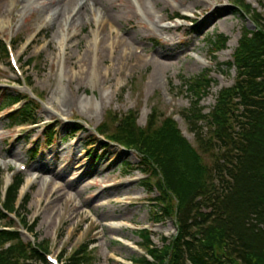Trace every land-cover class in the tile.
Segmentation results:
<instances>
[{
	"label": "rangeland",
	"instance_id": "1",
	"mask_svg": "<svg viewBox=\"0 0 264 264\" xmlns=\"http://www.w3.org/2000/svg\"><path fill=\"white\" fill-rule=\"evenodd\" d=\"M97 1L96 14L83 25L79 21L71 24V18L62 15L54 28L49 25L47 10L25 13L19 4L9 15L8 7H1L0 15H12L13 21L0 28V41L14 42L22 71H10L6 67L9 61L0 53V89L9 94H30L33 89L44 101L39 125L11 127L8 112L0 113V176L5 185L19 173L25 177L20 200L29 196V221L37 222L38 241L48 242L52 256H63L67 264L75 250L89 244L92 264H132L134 258L146 254L140 232L148 230L153 244L162 247L163 238L175 235V221L169 218L155 223L158 194L156 190L147 192L145 177L135 170L141 163L138 155L106 142L97 129L107 123L113 131V113L124 115L133 110L139 113L138 124L145 127L157 108L159 115H174L194 143L179 116L192 104L182 80L205 73L210 76L213 83L201 106L206 113L211 111L219 92L235 83L236 68L228 69L227 63L232 61L242 31L255 29L253 14H264V0H244L252 8L245 12L232 4L237 0H211L203 12L194 10V0H171L176 13L188 14L190 20H163L159 26L171 32L154 29L150 33L134 27H154L137 0L132 1L139 8V18L120 8L121 0ZM103 17L130 46H120L112 53L104 44L103 49L86 54L92 34L99 31L100 35ZM112 25L106 27L105 35ZM166 36L173 42L165 43ZM219 36L228 43L215 52L212 44ZM78 40L81 44L76 48ZM159 52L169 54L163 59L167 64L163 71L155 66ZM128 53L133 54L130 60ZM70 55L72 63L67 58ZM24 76L32 89L19 84ZM2 104L0 101V109ZM75 126L80 130L72 135ZM49 132L55 133L52 144L47 141ZM125 164L131 167L128 174L123 170ZM23 166L26 170L20 172ZM25 239L33 240L30 235Z\"/></svg>",
	"mask_w": 264,
	"mask_h": 264
},
{
	"label": "trees",
	"instance_id": "2",
	"mask_svg": "<svg viewBox=\"0 0 264 264\" xmlns=\"http://www.w3.org/2000/svg\"><path fill=\"white\" fill-rule=\"evenodd\" d=\"M254 16L255 29L243 30L234 62L227 64L230 69L236 66L237 82L220 92L210 113H204L200 103L209 94L211 80L201 75L183 81L193 101L182 115L195 134V145L173 118L161 120L157 110L145 128L138 126L137 112L126 115L113 131L107 123L100 127L108 140L138 154L141 163L136 169L148 175L144 185L149 192L157 188L162 215L176 220L177 237L162 250H149L155 262L143 257L135 264H264V17ZM226 43L227 38L219 36L213 46L219 52ZM0 98L2 110L23 103L10 115L12 126L39 123L37 102L2 91ZM78 130L75 126L73 131ZM48 140H54V132L48 133ZM22 182L17 178L8 189L3 205L10 212L16 211ZM6 219L0 211V221ZM21 222L34 233L25 217ZM142 235L149 247V235ZM1 246L0 264H48L47 242L33 246L25 244L17 231H2ZM92 260L89 245L83 244L67 263Z\"/></svg>",
	"mask_w": 264,
	"mask_h": 264
},
{
	"label": "bare ground",
	"instance_id": "3",
	"mask_svg": "<svg viewBox=\"0 0 264 264\" xmlns=\"http://www.w3.org/2000/svg\"><path fill=\"white\" fill-rule=\"evenodd\" d=\"M120 1V0H119ZM171 0H137L138 7L144 11V13L147 15V17L150 19L152 25L154 27H148L145 25L138 26L137 24L134 25L135 28L138 29L142 28L146 32L150 33L153 32L154 29L161 30H169L163 27L159 26V22L161 20L169 19L170 17L176 15V10L172 8V5L170 3ZM177 1V0H173ZM211 0H194V10H200L203 12V9H208V7L211 5ZM6 5L8 7L7 13L10 15L12 13V9L14 7H18L19 4H21L23 7V12L27 13H33L34 11H38L39 13H43L44 10H47L49 13L48 16H50L49 25L51 28H54L60 17L62 15L69 16V19L71 18V24H75L77 21L81 25L87 22L88 18L95 15V7H97L98 1L97 0H0V13H2L1 7ZM132 0H121L119 7L125 8L129 10V13L133 18H139L140 12L139 8ZM118 6V5H117ZM185 6V5H183ZM169 9H172V13H169ZM215 10L211 13V17L215 15ZM161 15L158 17L157 15ZM75 20V21H74ZM106 18L103 17L100 22V35L99 31L92 34V43L89 45H86L85 52L86 54H90V51L93 49L100 50L103 49L104 44L108 45L107 47H104L105 50H112V53L114 51H117L120 46H130L127 40L119 39V30L117 32L113 31V25L107 21H105ZM13 21V16L11 15L9 18H6L4 15H0V28L2 29L6 28L8 24H10ZM129 22H132V20H129ZM112 25L110 30L108 31V36L104 34L105 29L108 25ZM116 35V36H115ZM55 36H58V33H55ZM111 37H113L111 39ZM165 43H172L173 39L166 36L165 37ZM176 42H174L175 44ZM81 44V40H78L76 44V48H79ZM69 49H72L69 48ZM89 52V53H88ZM126 53V52H125ZM159 58H155V66L158 71H163L164 68H166L167 64L165 63V60L169 57V54L159 52L158 53ZM133 57V54L128 53L127 60H130ZM69 59V63H72L73 55H70L67 57ZM82 74V73H81ZM155 80L152 81L151 85H155ZM124 225H122L123 227ZM121 227V225H120ZM118 229V228H113Z\"/></svg>",
	"mask_w": 264,
	"mask_h": 264
}]
</instances>
